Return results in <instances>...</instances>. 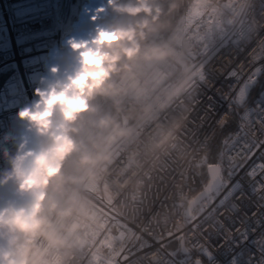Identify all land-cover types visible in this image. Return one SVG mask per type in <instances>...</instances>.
Instances as JSON below:
<instances>
[{
    "label": "built area",
    "instance_id": "1",
    "mask_svg": "<svg viewBox=\"0 0 264 264\" xmlns=\"http://www.w3.org/2000/svg\"><path fill=\"white\" fill-rule=\"evenodd\" d=\"M105 2L0 0V34L7 33L10 41L0 48V72L12 67L0 87V170L7 167L3 149L14 151V141L25 130L17 113L26 115L39 99L33 91L53 78L49 70H70L79 42H90L98 27L127 21L110 9L97 16ZM158 3L167 10L170 0ZM168 19L170 31L155 39L177 40L186 51L183 64L144 65L142 70L163 77L166 90L176 95L143 118L129 115V106L150 102L152 94L137 90L123 99L117 119L131 134L109 146L111 163L101 179L83 186L100 223L84 231L72 264L264 260V192L254 191L256 184L248 176L264 161V87L257 102L242 112L224 147L223 186L200 203L197 216L194 211L186 216L207 186L199 191L201 166L210 168L203 154L217 130L246 102L249 93L241 85L264 57V0H179ZM233 70L239 80L228 78ZM95 104L98 116L116 115L110 99L97 98ZM160 140L165 143L157 148ZM237 183L239 190L231 191ZM12 193L13 185L0 187V204ZM182 240L191 252L187 261L182 259L187 256L181 252ZM173 241L179 247L175 252L169 249Z\"/></svg>",
    "mask_w": 264,
    "mask_h": 264
},
{
    "label": "clouds",
    "instance_id": "2",
    "mask_svg": "<svg viewBox=\"0 0 264 264\" xmlns=\"http://www.w3.org/2000/svg\"><path fill=\"white\" fill-rule=\"evenodd\" d=\"M178 5L106 0L96 15L110 9L127 22L98 27L90 42H79L71 69H50L53 78L33 91L39 99L26 115L17 113L25 130L14 151L3 149L7 167L0 170V187L13 185L12 198L0 204V264H72L84 231L100 223L83 186L101 179L111 163L109 146L131 134L117 119L123 99L137 90L152 94L150 102L129 106V115L143 118L176 95L142 66L183 64L186 51L177 40L155 39L170 31L168 17ZM97 98L110 99L116 115L98 116Z\"/></svg>",
    "mask_w": 264,
    "mask_h": 264
},
{
    "label": "trees",
    "instance_id": "3",
    "mask_svg": "<svg viewBox=\"0 0 264 264\" xmlns=\"http://www.w3.org/2000/svg\"><path fill=\"white\" fill-rule=\"evenodd\" d=\"M127 21H122L121 23H126ZM12 72V67H7L0 72V87L7 79V77ZM264 87V76L261 77L260 81L252 88L250 91L248 98L244 105L237 109L232 117L215 133L210 145L207 150L203 154V158L207 165H219L223 164V150L227 143V141L231 138L233 132L237 129L241 121L242 112L249 106L255 104L259 98V95ZM223 177H225V173L223 172ZM209 182V171L207 166H201L200 169V188L199 191L203 190L204 186H206ZM180 257L183 255L179 254ZM197 257L193 256L192 259ZM204 264L206 262L203 260Z\"/></svg>",
    "mask_w": 264,
    "mask_h": 264
},
{
    "label": "snow or ice",
    "instance_id": "4",
    "mask_svg": "<svg viewBox=\"0 0 264 264\" xmlns=\"http://www.w3.org/2000/svg\"><path fill=\"white\" fill-rule=\"evenodd\" d=\"M264 60V57L259 58L256 61V66L253 71L249 74L247 79L245 80L244 84L241 85L246 92V96L250 93L251 88L255 87L256 83L260 81L261 77L264 76V63L261 61ZM229 79H240L239 73L235 70L228 74ZM261 108H264V102L260 104ZM248 176L252 179L256 186L253 188L254 191H261L264 192V161L258 162L256 165L253 166L252 169L249 170ZM259 178V179H257ZM240 188L239 183L233 185V189L231 191H238ZM228 196H225V200H227ZM259 264H264V260L259 262Z\"/></svg>",
    "mask_w": 264,
    "mask_h": 264
},
{
    "label": "water",
    "instance_id": "5",
    "mask_svg": "<svg viewBox=\"0 0 264 264\" xmlns=\"http://www.w3.org/2000/svg\"><path fill=\"white\" fill-rule=\"evenodd\" d=\"M222 174H223V169L221 166L219 165L210 166L209 182L206 186V189L190 203L186 212L187 218H190L192 216V213L195 210V208H197L203 200L215 194L223 186L224 178ZM181 252L182 254L187 256L191 254V252L186 247L184 240L181 241ZM194 264H203V262L201 260H195Z\"/></svg>",
    "mask_w": 264,
    "mask_h": 264
},
{
    "label": "rangeland",
    "instance_id": "6",
    "mask_svg": "<svg viewBox=\"0 0 264 264\" xmlns=\"http://www.w3.org/2000/svg\"><path fill=\"white\" fill-rule=\"evenodd\" d=\"M21 41V40H20ZM10 46V41H9V38H8V35L7 33H4V34H0V48H5V47H9ZM200 212V208L197 207L195 210H194V216H197ZM169 249L172 251V252H175L177 249H179V247H177V245H175V241L173 242H170V245H169ZM182 259L184 261H187L190 259V256H183ZM191 261V260H190Z\"/></svg>",
    "mask_w": 264,
    "mask_h": 264
}]
</instances>
